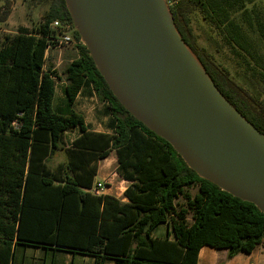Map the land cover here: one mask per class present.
<instances>
[{"label":"trees","instance_id":"16d2710c","mask_svg":"<svg viewBox=\"0 0 264 264\" xmlns=\"http://www.w3.org/2000/svg\"><path fill=\"white\" fill-rule=\"evenodd\" d=\"M4 1L12 12V0ZM173 24L217 90L264 134V10L256 0H165ZM48 4L43 21L0 39V264L15 247L49 244L81 250L95 264H197L202 247L251 254L264 243V212L202 178L174 147L118 100L76 29L65 0ZM59 21L73 29L78 57L63 70L70 106L92 85L107 103L113 134L92 133L84 117L53 107L58 72L46 69ZM194 26L229 50L255 94L239 85L199 43ZM253 34L256 36L253 37ZM82 135L68 146L69 131ZM115 151L119 175L130 182L122 200L91 189V163ZM65 161L49 165L55 156ZM196 189V193H193ZM169 225L164 238L154 235Z\"/></svg>","mask_w":264,"mask_h":264},{"label":"water","instance_id":"95a60500","mask_svg":"<svg viewBox=\"0 0 264 264\" xmlns=\"http://www.w3.org/2000/svg\"><path fill=\"white\" fill-rule=\"evenodd\" d=\"M65 1L126 109L199 176L264 212V134L223 97L196 58L210 82L198 70L169 7L171 22L159 0Z\"/></svg>","mask_w":264,"mask_h":264},{"label":"crops","instance_id":"0c3cea01","mask_svg":"<svg viewBox=\"0 0 264 264\" xmlns=\"http://www.w3.org/2000/svg\"><path fill=\"white\" fill-rule=\"evenodd\" d=\"M75 44L76 43H73L71 45L76 46ZM71 45L49 47L46 52L47 59L51 49H62ZM75 50L76 56L74 59L78 57V50L76 47ZM49 69L54 70V68ZM59 81L61 82H57L55 89V98L53 101L54 109L63 113L72 109L81 114L84 117L85 125L89 132L113 134V130L109 125L111 114L107 109V103L99 100L92 85L84 86L77 95L74 103L70 106L65 94L66 81L62 79ZM58 97H61L62 103L60 105L56 104V99ZM69 134H72V137L69 138ZM81 135L82 132L79 128L67 132L65 140L68 146H71ZM91 165L97 167V172L93 180L92 188L86 189V191H90L96 195L114 196L126 202L127 200L124 197V193L130 182L119 175L116 152L112 151L105 159L95 160ZM116 183L125 184V187L122 188L120 193H114L112 191ZM96 189L98 190L97 193L94 192ZM115 189L117 190V188ZM168 233H171V238H173V233L169 225L164 224L156 229L154 235L164 238ZM228 254L229 251L227 249L217 250L210 246H204L199 252L197 264H264V243L257 246L251 254L240 253L234 257H229ZM13 264H95V257L81 250L66 249L49 244L24 243L15 247ZM105 264H116V260L109 259Z\"/></svg>","mask_w":264,"mask_h":264},{"label":"rangeland","instance_id":"374dc122","mask_svg":"<svg viewBox=\"0 0 264 264\" xmlns=\"http://www.w3.org/2000/svg\"><path fill=\"white\" fill-rule=\"evenodd\" d=\"M12 12L8 19L0 23V39L4 36H15L18 34L20 28L32 29L34 26L40 24L43 21V17L48 10V4H35V0H12ZM257 5L264 10V0H256ZM5 2L0 1V17L6 12L4 7ZM167 7L168 4L166 3ZM196 33L199 35V43L202 47L206 48L210 54L214 57L215 62L223 69L228 70L231 74V78L234 79L239 85L243 86L250 94H255V89L251 83L246 81L244 77L240 75V70L237 62L230 55L229 50L218 45L215 41L209 39L200 28L194 26ZM73 37V29L68 32ZM253 37L256 36L253 34ZM74 39V38H73ZM264 52V50H262ZM76 56L75 46L71 45L62 49H51L47 59L46 68H54L53 71L58 72L62 80H65L63 70ZM58 83L61 81H57ZM61 97L56 99V104L60 105ZM72 134H69V138ZM65 161V156L59 154L55 156L50 165L55 167L59 162ZM125 184H114L113 192L120 193ZM117 188V190L115 189ZM193 193H196V189H193Z\"/></svg>","mask_w":264,"mask_h":264},{"label":"built area","instance_id":"2783aa9c","mask_svg":"<svg viewBox=\"0 0 264 264\" xmlns=\"http://www.w3.org/2000/svg\"><path fill=\"white\" fill-rule=\"evenodd\" d=\"M53 28L60 32V36L58 37L57 40H55V42L57 43L55 47H62V46L71 45L75 43V40L73 39V37L68 33L71 30L70 26L68 25L65 26L61 22L56 21L53 23ZM94 192L97 193L98 190L96 189L94 190Z\"/></svg>","mask_w":264,"mask_h":264},{"label":"bare ground","instance_id":"6f19581e","mask_svg":"<svg viewBox=\"0 0 264 264\" xmlns=\"http://www.w3.org/2000/svg\"><path fill=\"white\" fill-rule=\"evenodd\" d=\"M159 4L161 6V9L163 10L164 14L166 15V18L169 22H171L170 16L169 14H167L168 12V7L166 5V3L164 2V0H159ZM187 52L190 54L191 58L193 59V62L195 63L196 67L198 68V70L205 76V78L210 82V79L208 78V76L206 75L205 71L203 70L202 66L200 65V63L198 62V60L196 59V57L193 55V53L188 49Z\"/></svg>","mask_w":264,"mask_h":264}]
</instances>
